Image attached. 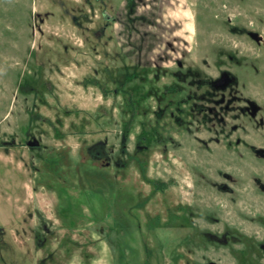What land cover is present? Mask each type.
Returning a JSON list of instances; mask_svg holds the SVG:
<instances>
[{
    "label": "rangeland",
    "instance_id": "rangeland-1",
    "mask_svg": "<svg viewBox=\"0 0 264 264\" xmlns=\"http://www.w3.org/2000/svg\"><path fill=\"white\" fill-rule=\"evenodd\" d=\"M233 28L264 38V0H0V264H264V198L224 221L236 246L188 218L209 136L175 126L165 91L187 52L264 105V48Z\"/></svg>",
    "mask_w": 264,
    "mask_h": 264
},
{
    "label": "flooded vegetation",
    "instance_id": "flooded-vegetation-1",
    "mask_svg": "<svg viewBox=\"0 0 264 264\" xmlns=\"http://www.w3.org/2000/svg\"><path fill=\"white\" fill-rule=\"evenodd\" d=\"M232 31L246 35L248 32L236 28ZM256 44L264 48V42ZM179 54L170 71L173 82L165 90L171 96L170 117L175 126L186 133L209 136L207 140H198L202 145L201 163L195 164L197 170L192 169L194 191L198 189L204 199L200 206L189 204L187 215L192 221L196 216L201 218L203 230L200 233L208 245L236 246L242 240V233L238 228H227L224 221L227 217H244L245 212L239 210L240 203L247 198L244 194L264 198V105L246 96L245 85L231 72L222 69L212 76L207 71L206 59L194 62L186 59L187 52ZM226 57L225 51L219 52V58ZM228 58L234 60L232 55ZM222 67H225L224 61L220 62L219 68ZM224 74H228L229 81L217 82ZM249 129L260 131L259 137L248 140ZM25 136L21 147L41 148L35 136ZM105 146L99 143L88 154L100 161L103 157L98 149ZM247 187L249 191L245 190ZM196 207L201 211L195 210ZM254 207L257 210L253 219L264 228L263 206ZM253 244L264 254V237L258 240L255 237ZM211 263L222 264L219 261L207 264Z\"/></svg>",
    "mask_w": 264,
    "mask_h": 264
},
{
    "label": "water",
    "instance_id": "water-1",
    "mask_svg": "<svg viewBox=\"0 0 264 264\" xmlns=\"http://www.w3.org/2000/svg\"><path fill=\"white\" fill-rule=\"evenodd\" d=\"M247 35L253 40L255 41L256 43H261V42H264V38L257 32H253V31H248L247 32ZM228 77V74H224V76L222 77V79H220L219 81L217 82H228L229 79L227 78ZM211 264H215V263H211Z\"/></svg>",
    "mask_w": 264,
    "mask_h": 264
}]
</instances>
